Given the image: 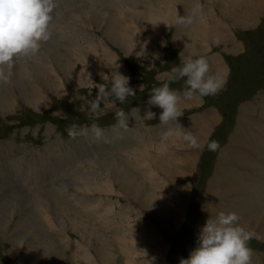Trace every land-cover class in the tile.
<instances>
[{"label":"rangeland","instance_id":"obj_1","mask_svg":"<svg viewBox=\"0 0 264 264\" xmlns=\"http://www.w3.org/2000/svg\"><path fill=\"white\" fill-rule=\"evenodd\" d=\"M100 1H104L114 11L118 23L111 21L114 37L123 38L126 17L119 16L118 10L111 3L115 1L118 4L120 0H56V7L52 13L54 22L51 23L52 26L50 25L52 27L50 38L55 36L58 39L56 29L58 23L68 25L67 19H71L79 10L86 13L91 7L101 8ZM127 1H131L135 7L139 5L133 10L145 12L151 3L149 0ZM82 2L87 3L85 7H81ZM159 2L154 1L156 7L149 8L162 11L164 7L169 5L172 7L175 3L183 9V12L178 10L182 12L181 16H192V23L187 25L179 23L181 24L179 26L178 16L177 20L171 23L172 27H168L167 34L161 36L163 42H158V37L155 43L145 35L153 45H146L144 51L156 54H149L147 59L142 55L129 59L120 51L119 41L112 39L107 42L106 46L115 58L111 60L109 69L115 74L117 65L122 66L119 67V72L130 77V86L136 89V95L128 97L125 102L121 103L114 97H107L101 101V107L95 113L90 110L91 102L98 95L99 84L104 83L111 87L110 78L99 75L91 74L88 84L85 82L87 85L61 77L59 82L62 84L63 93L49 91L43 87L37 90L29 81H22L28 94L32 92L45 98L46 105L40 109L27 104L18 95L16 88H13V93L7 87V83H0V214L4 218L3 220L0 216V264H179L181 258H187L198 245L201 224L203 226L210 216L214 217L220 211L238 213L241 224H247L249 230L263 236L261 240L254 236L248 244L253 250L251 264H264V0H253L263 11H259L257 15V9L251 14L249 18L252 20L253 16H257V20L249 25L242 23L241 20L231 21L229 17L223 16L218 4L212 0H173L161 1V4ZM130 3L125 5L131 8ZM229 3L230 1H227V4ZM74 7L79 9L72 12L71 9ZM66 11H68L66 18L62 16L57 18L60 12L62 15ZM201 13L215 14L224 23L216 28L229 33L231 39L240 45L230 42L224 46L221 41H214L213 38L211 40V37L206 35V30H210L203 25L205 21L202 20ZM83 17L88 16L84 14ZM241 17L239 14L238 18ZM97 18L99 17L90 22L89 27L92 31L102 32L107 24ZM175 25L181 27V30L176 29ZM192 26L196 31L192 36L196 52L188 55L193 58L206 56L213 72L227 73L226 87L216 95L182 98L180 102L181 111L184 113L181 117H185L183 120L185 122L188 120L195 130L199 131V128H202V134L199 136L200 147L192 146L178 130H174L175 134L179 132L180 135L174 137V134V142L169 143L167 132L175 121L164 124L159 119L162 109L156 105L154 110H150L152 108L150 104V109L147 107L152 89L168 81L171 68L181 63L177 41L183 34L190 37L189 30ZM63 35L71 37V32ZM92 44L87 46L84 44L86 50L93 46L97 49L95 42ZM232 48L236 52L235 55L226 52ZM31 55L30 50L14 58L10 78L12 81L18 80L17 75L21 68L26 74L31 71ZM67 55L81 61L97 59V54L95 56L90 51ZM213 55H216V58H212ZM49 61L47 58L44 63ZM99 61L103 62L102 57ZM221 63H224L226 68H223ZM53 64L55 65V62ZM86 66L93 67L90 64ZM45 71L48 80L54 81V76L48 74L46 69ZM77 75L82 78V74ZM185 79L170 82V87L177 90L181 96L186 87ZM142 84L144 87L140 89L139 86ZM134 107L139 108L140 112H131ZM121 109L127 115L128 127L119 123L121 118L116 113ZM149 111L155 113L153 118ZM196 116L197 122L189 121ZM211 120L215 121L210 123ZM73 123L82 126L97 123L104 130L103 136L96 138L89 132L87 135L71 137L67 129ZM176 124L178 126L173 125L174 129H182L179 123ZM137 128L141 130L138 133ZM156 128H161L164 132L154 138L157 142L153 141L154 143L146 146L147 141L140 136L145 135L146 129L155 131ZM161 135L163 140L167 141L165 144L174 152L173 155L170 154L168 164L171 168L168 169L176 168L175 172L178 174L181 172L179 176L167 171L172 172L170 181L166 176L165 162L162 160L164 149L159 141ZM210 140L219 141L220 146L217 150H209L207 145ZM90 147L95 152L94 158L91 156ZM145 151L151 156V159L148 158L151 162L142 163V166L144 165L142 168L138 162L142 160L140 156ZM48 153L51 155H47ZM57 157L61 160L65 158V161L63 163L58 161L54 172L49 171L45 176H40L36 172L38 166L49 169L52 159ZM194 158L195 166H191L189 162H193ZM152 162L156 165L161 163L162 166L150 171V175L157 174L154 178L153 175L145 177L143 172ZM12 164L15 167L13 170L10 168ZM31 168L35 169L31 173L35 176H27L25 173ZM89 173L94 175H88ZM118 177L129 180L128 185L135 184V181L140 182L143 185L142 190L148 194L152 195L155 192L150 200L159 207L156 214L158 217L149 214L134 200L126 191L127 187H121L115 179ZM181 186L184 189L187 187L185 191L181 190ZM248 198L251 199V207L246 210ZM178 202L186 203L180 223H176V218H180L176 212ZM99 208L105 210V214H101ZM260 230L263 233L260 234ZM31 243L35 245L34 250ZM96 249L102 250L105 263L98 258Z\"/></svg>","mask_w":264,"mask_h":264},{"label":"clouds","instance_id":"obj_2","mask_svg":"<svg viewBox=\"0 0 264 264\" xmlns=\"http://www.w3.org/2000/svg\"><path fill=\"white\" fill-rule=\"evenodd\" d=\"M55 7L56 0H0V83L10 80L12 64L17 55L30 50L36 51L41 41L50 39ZM177 22L191 24L192 16H181ZM180 57L181 63L171 68L169 80L154 87L149 97L150 104L162 109L159 119L163 123L177 122V118L183 115L180 107L182 98L216 95L227 84V73L213 72L208 57L201 55L193 58L185 56L184 52L180 53ZM119 67L118 64L114 75L103 73L104 77L110 78L111 87L99 84L98 95L90 105L92 112L100 109L101 101L107 97H114L123 103L128 97L136 95V89L130 86V77L119 72ZM180 78H186L183 96L170 87L171 81ZM139 87L142 89L144 85ZM132 111L139 113L140 109L134 107ZM148 113L152 118L155 116L151 111ZM116 115L121 118L119 123L127 126L126 113L121 109ZM67 131L71 137L91 132L96 138H101L104 133L97 123L91 126L73 123ZM182 134L191 145L199 146V139L194 133L183 130ZM207 146L209 150L215 151L220 145L219 141L210 140ZM254 236L260 238L257 233L240 223L238 213L220 211L206 220L200 229L198 245L187 258H181L179 264H251L253 250L248 242Z\"/></svg>","mask_w":264,"mask_h":264},{"label":"bare ground","instance_id":"obj_3","mask_svg":"<svg viewBox=\"0 0 264 264\" xmlns=\"http://www.w3.org/2000/svg\"><path fill=\"white\" fill-rule=\"evenodd\" d=\"M133 1H136V2H142V0H133ZM151 1L150 5H148L147 7V11L145 12L144 10L141 11V10H133V9H137V6H139L138 4L136 5H132L129 1H126L128 3H130L132 6L131 8L128 7L127 5H124L123 4V9L128 11V12H132L134 15L132 16H126V19H125V22H126V25H125V22H124V27H125V36L123 38H115L114 37V34L111 30V26L112 24L110 25L109 22L113 21L114 23H117V20L115 18V14L113 13H110V18H107L106 17V22H107V25L105 27V29L102 31V32H98V31H89V32H85V34L83 33H80V32H75V35H74V38H73V42H74V45H75V48H74V52H75V55L76 53H79V52H82V51H90L92 52L95 56L97 54V59H93L92 61H81L80 59L76 58V57H72V60L77 63L75 69L73 71L70 72V76L72 79H75V82H78V83H83V85H87L88 83V78L89 76L92 74V75H99L101 77H104L103 76V73L105 74H108V75H113L114 73L111 72V70L109 69L111 67V60L114 58V56L112 55L111 51L107 48L106 44L107 42H109L110 40H117L119 41L120 43V46H121V52L126 56V57H129V59L131 57H136L138 55H142V56H145L146 59L148 58L149 54L151 55H156L154 52H146L144 50H146L147 46H151L153 45L152 41H154L155 43L157 42V38H158V42H163L162 39H161V36L164 35L166 32H167V29L168 27H172L171 23H174L176 20H177V17H181V13L183 12V9L178 5H172V7L169 6H166L164 7V9L162 11H156V10H153L152 8H149L150 6H155V3L154 1H168V0H149ZM175 1H179V0H175ZM186 1V0H184ZM199 1V0H198ZM205 1H208V0H205ZM211 1V0H209ZM212 1H215V3L218 4V7H219V11L220 13L223 15V14H230L232 12H234V14L232 16H230V19L231 21H234L235 20H241L240 18H238V15L241 14L240 12H238L237 10H235V5L237 2H240V3H248V8L251 9V7L253 6L254 2L253 0H212ZM227 1H230L229 4H227ZM159 2V3H160ZM146 3V2H145ZM157 3V2H156ZM189 3V2H188ZM134 4V3H133ZM161 4V3H160ZM163 4V3H162ZM145 5V4H144ZM185 5V4H184ZM134 6V7H133ZM202 6V5H200ZM214 6V5H213ZM217 6V5H216ZM196 7V6H195ZM159 8V6H158ZM198 8V7H196ZM195 8V9H196ZM200 8V7H199ZM204 8V7H203ZM155 9V8H154ZM172 11H171V10ZM150 10H153V12H148ZM177 10V11H176ZM178 10H181L182 12L180 13ZM215 10V9H214ZM186 11V10H185ZM197 11V10H196ZM217 11V10H216ZM215 11V12H216ZM205 12V10H204ZM107 14V12L105 11H100L99 14L97 15V20L101 21V22H104L103 20V17ZM187 14V12H186ZM193 14V13H192ZM121 17H124V16H121ZM129 17V18H128ZM202 20L205 21V24L203 25H206L207 28L210 30H206V35L207 36H210L211 39L213 38V36L215 35L214 34V31L213 29L215 28L216 24H217V21H216V15L213 14V13H203L202 14ZM196 19V18H195ZM242 23H248L249 24H253L255 21H252V22H248V21H241ZM194 23V22H193ZM228 23V22H227ZM118 24V23H117ZM182 24V23H181ZM180 24V25H181ZM224 24V23H223ZM222 24V25H223ZM62 25V24H61ZM174 25V24H173ZM179 25V23H178ZM179 25V26H180ZM187 25V24H186ZM202 25V27H203ZM241 25V24H240ZM60 26V25H59ZM176 26V25H175ZM183 26V25H182ZM198 26V25H197ZM201 26V24H200ZM177 27V26H176ZM186 27V26H185ZM201 27V28H202ZM181 30V27H177L176 29ZM187 28V27H186ZM205 28V27H203ZM202 28V29H203ZM197 29H200V28H197ZM186 30V29H185ZM189 30V29H188ZM177 31V30H176ZM190 37H188L186 34H183V35H180L179 36V40L177 41V44L179 46V49H180V52H184V55L185 56H191V55H188L190 53L194 54L196 52V49H195V46L194 44L192 43V36L194 35V33H196L194 27L192 26L190 28ZM178 32V31H177ZM183 32V31H182ZM188 33V31H186ZM186 32H183V33H186ZM225 32V35L226 37H221V38H216L215 41H221V44L224 45V46H227L228 43L230 42H234V45H240V43L238 42H235L231 39L229 33H227L226 31ZM167 34V33H166ZM178 34V33H176ZM145 35H147L149 38L152 39L149 40ZM185 35V36H184ZM90 36V37H88ZM182 36H184L182 38ZM186 37H188L186 39ZM199 39V36H197V40ZM206 40V39H205ZM208 40V39H207ZM210 41V40H209ZM84 42V43H83ZM92 42H95V46H97V49H95L96 47L93 46V48H87L86 50V47L85 45L87 46V44H92ZM203 43V42H202ZM85 44V45H84ZM220 44V43H219ZM93 45V44H92ZM206 45V44H205ZM233 45V46H234ZM153 47V46H152ZM84 48V49H82ZM154 48V47H153ZM243 48V47H242ZM151 49V48H150ZM224 49V48H223ZM234 48L232 49H229V50H226V52H232L234 55H235V50H233ZM102 57V60L103 62L100 63V59ZM121 57V56H120ZM115 59V58H114ZM135 59V58H134ZM138 60V58H137ZM155 61V60H154ZM176 61V60H175ZM152 62V61H151ZM178 62V61H177ZM227 62V61H226ZM38 64H36L38 67H39V76H38V80L40 82V84L42 85H45L47 86V90L49 91H53V92H61L63 93V87H62V84L61 82H59V79L62 77L61 75H59L56 71V68L54 67L53 63L51 61L49 62H46L45 64L41 63V62H37ZM113 63V62H112ZM92 65L93 67L92 68H88L86 65ZM116 64V63H114ZM157 65V64H156ZM122 66H120L121 68ZM151 67V66H150ZM149 67V68H150ZM117 68V67H116ZM165 68V67H164ZM45 69L48 71V74H51V76L53 77V80H48V77L46 75V71ZM124 69V68H123ZM142 70V69H141ZM145 70V69H144ZM223 70V69H222ZM119 71V70H118ZM12 72V70H11ZM156 72V71H155ZM222 73V72H221ZM18 74L21 76V77H25L27 76L28 74H26L25 70L24 69H20L18 71ZM77 74H82V78H80ZM154 74V73H153ZM135 76V75H134ZM157 77V76H156ZM91 78V77H90ZM93 78V77H92ZM97 78V77H96ZM106 79V78H105ZM136 79V78H135ZM138 79V78H137ZM142 79V78H141ZM163 79V78H162ZM11 80V79H10ZM55 80H57V83H55ZM90 80V79H89ZM101 80V79H100ZM105 81V80H104ZM108 81V79H107ZM161 81V80H159ZM85 82L87 84H85ZM91 82V81H90ZM8 83V82H7ZM93 84V83H92ZM92 92V91H91ZM75 93V92H74ZM79 93V92H78ZM79 95V94H78ZM76 96V95H75ZM242 99V98H241ZM107 100V99H106ZM184 100V99H183ZM239 103V101H238ZM40 104V103H39ZM149 102L147 104V107L149 108ZM237 104V103H236ZM3 105V104H2ZM152 105V108L150 110H154V106L156 105H153V104H150ZM193 106V105H192ZM195 106V105H194ZM236 106V105H234ZM5 107V106H4ZM146 107V108H147ZM3 108V107H2ZM1 108V109H2ZM189 108V107H188ZM187 113V112H186ZM184 115V113H183ZM182 116V115H181ZM180 116V117H181ZM191 116H194V115H191ZM178 117L177 118V122H173L171 124V128H169V131L167 132L168 136H167V141L169 143H173L174 142V137L176 136H179L180 133L179 132H176L175 134V131L174 130H178L180 132H182L183 130H188V131H191L192 133H194L198 139H199V136L201 133V129L202 128H199V131L198 129H193L192 125L190 123H188L187 121L185 122V120H183L184 118H180ZM220 117V116H219ZM190 118V117H189ZM128 119V118H126ZM144 119V118H143ZM198 119V116L196 117H193V118H190L189 121L194 123V121ZM215 119V118H214ZM218 119V118H217ZM238 119V118H237ZM130 120V119H129ZM127 121V120H126ZM215 120H211L210 123H213ZM197 122V120H196ZM195 122V123H196ZM169 123V122H168ZM176 123H179V126H181L182 129H174L173 125H177ZM165 124V123H164ZM164 124H163V127H164ZM167 124V123H166ZM208 124V122H207ZM229 124V123H228ZM198 125V124H197ZM201 125V122L199 124V126ZM169 126V125H168ZM178 126V125H177ZM216 126V125H215ZM128 127V126H127ZM160 127V126H159ZM211 127V126H210ZM209 127V129H211ZM237 127V126H236ZM144 128V127H143ZM205 130H206V127H204ZM214 128V127H213ZM129 129V128H128ZM135 129V128H134ZM122 130V128H121ZM137 133L139 131H141L139 128H137ZM209 131V130H208ZM212 131V130H211ZM126 132V131H124ZM133 132V131H132ZM164 132L163 129L159 128V129H155V131L152 129L148 130L146 129V133L144 136H140L142 139L146 140L147 142L145 143L146 146H148L149 143H154L153 141L157 142L156 140H154L155 137H158L160 134H162ZM119 133V132H118ZM144 133V131H143ZM133 134V133H132ZM136 134V133H135ZM159 134V135H158ZM166 134V133H165ZM175 134V136L173 137V135ZM208 134V133H207ZM123 135V134H122ZM158 135V136H157ZM124 136V135H123ZM129 136V135H128ZM203 137V136H202ZM230 137V136H229ZM264 137V136H263ZM92 138V137H91ZM166 138V137H165ZM108 139V138H107ZM158 139V138H157ZM112 140V139H111ZM201 140V139H200ZM204 140V139H203ZM159 141H161V145L164 149L163 153H164V156L162 157V160L165 162L163 165L165 167V170H166V176L169 178L168 180L170 181V179H172V172H174L176 175H179L181 174H178V172H175L174 168L173 170H170L168 169V167H170L171 165L168 164L171 157H170V154L173 155L174 152H172V150L169 149V145H166L165 143V140H163V136L161 135V137L159 138ZM206 141V139H205ZM122 142V141H121ZM139 142H141V139L139 140ZM177 142V141H176ZM189 142V141H188ZM187 142V144H188ZM183 143V142H182ZM203 143V142H202ZM207 143V142H206ZM233 143V142H232ZM110 144V143H109ZM205 144V143H204ZM190 145V144H189ZM203 145V144H202ZM206 145V144H205ZM193 146V145H192ZM153 145L151 146V149H152ZM161 147V146H160ZM189 147V146H188ZM191 147V146H190ZM200 147V146H199ZM203 147V146H202ZM190 149V148H189ZM202 149V148H201ZM90 152H91V156L94 158L96 157L95 156V152L93 149H91L90 147ZM100 150V149H99ZM150 150V149H149ZM157 150V149H156ZM223 150V149H222ZM89 151V150H88ZM97 151V150H96ZM153 151V150H152ZM158 151V150H157ZM94 152V153H93ZM101 152V151H100ZM151 152V151H150ZM89 153V152H87ZM106 153V152H105ZM195 153V152H194ZM160 154V152H159ZM193 154V153H192ZM261 154V153H260ZM47 155H51V154H47ZM46 155V156H47ZM155 155V154H154ZM161 156V155H160ZM223 156V155H222ZM193 157V156H192ZM195 157V156H194ZM260 157V156H259ZM262 157V156H261ZM98 158V157H97ZM140 158H142V160L140 162H138V164L140 165L141 164V167L143 168L142 166V163L144 164H148L151 162V160H149L148 158L151 159V156L147 153V151L145 152H142ZM157 158V157H156ZM191 157H189V160H190ZM176 159V158H175ZM177 159H178V156H177ZM176 159V160H177ZM180 159V158H179ZM185 159V158H184ZM223 159V158H222ZM154 160V159H153ZM157 160V159H155ZM181 160V159H180ZM228 160V159H227ZM230 160V159H229ZM58 161H60L59 163H63L65 161V158H63L62 160L57 157V158H53L52 159V162H51V165H50V168L47 169L45 166H42V167H39L36 169V172L40 175V176H45L47 174V172H54L56 170V167H57V164H58ZM160 161V160H159ZM188 160H186L187 162ZM155 162V161H154ZM152 162V163H154ZM161 162V161H160ZM173 162V161H172ZM179 162V161H178ZM10 163V162H9ZM137 163V162H136ZM150 164L149 167L147 168L146 171H144V176L146 177H149L153 174L150 175V171L154 170V168L156 167L157 169H159L162 165L161 163H159L158 165H156L155 163L154 164ZM174 163V162H173ZM182 163V162H181ZM184 163V162H183ZM177 164V163H176ZM189 164L191 166H195V158L193 160V162H189ZM170 165V166H169ZM173 165V164H172ZM180 165V164H179ZM175 166V164H174ZM178 166V165H176ZM182 166V165H181ZM221 166V165H219ZM12 170L15 168L13 167V164H12ZM146 168V167H145ZM171 168V167H170ZM184 168V167H182ZM181 168V169H182ZM222 168V167H221ZM220 169V167L218 168ZM217 169V170H218ZM11 170V171H12ZM141 170V169H140ZM35 171V169H29V171H26V175H30V176H35V175H31V173H33ZM167 171H172L170 173H168ZM184 171V170H183ZM189 170H187L186 172H188ZM220 171V170H219ZM223 171V169L221 170ZM184 172V173H186ZM192 172V171H191ZM190 172V173H191ZM154 173V172H152ZM156 173V172H155ZM189 173V172H188ZM219 173V172H218ZM260 173V172H259ZM99 174V173H98ZM173 174V176L175 175ZM88 175H94L93 173H89ZM157 174H154L152 178H154ZM144 177V178H145ZM186 177V175H185ZM220 177V176H219ZM217 177V178H219ZM230 177V176H229ZM189 178V177H188ZM213 178V177H212ZM231 178V177H230ZM117 179L118 183L124 187H127L126 188V191L130 193L131 197L136 200L143 208H145L149 214H152L153 216H157V209H159V207H157L155 205L154 202H152L150 200L151 197H154V193L151 195V194H148L146 191L142 190V187L143 185L138 182V181H135V184L133 185H128V181L129 180H123L121 177H118V178H115ZM146 179V178H145ZM185 179V178H183ZM220 179V178H219ZM222 179V178H221ZM232 179V178H231ZM147 180V179H146ZM162 180V178H161ZM228 180V179H227ZM226 180V181H227ZM242 180V179H241ZM234 181V180H232ZM238 181V180H237ZM240 181V180H239ZM98 182V181H97ZM184 182V181H183ZM251 182V181H250ZM103 183V182H102ZM211 183V181H210ZM230 183V182H229ZM232 183V182H231ZM242 183V182H241ZM218 184V183H217ZM220 184V183H219ZM248 184V183H247ZM164 185V184H163ZM237 185V184H236ZM250 185V184H248ZM17 186V185H16ZM88 186V185H87ZM153 186V185H152ZM157 187V185H155ZM154 186V187H155ZM161 186V185H160ZM177 186V185H175ZM180 186V185H179ZM189 186V185H188ZM235 186V185H234ZM218 187V185H217ZM227 187V186H226ZM81 188V187H80ZM111 188V187H110ZM145 188V187H144ZM150 188V187H149ZM162 188H165V187H162ZM161 188V189H162ZM178 188V187H177ZM181 190L184 189L182 186L180 187ZM187 188V187H186ZM185 188V189H186ZM241 188V187H240ZM246 188V187H245ZM87 189V187H85V190ZM94 189V188H93ZM147 189V188H146ZM158 189V187H157ZM160 189V188H159ZM184 189V191H185ZM225 189V188H224ZM230 189H231V186H230ZM239 189V187H238ZM237 189V190H238ZM84 190V191H85ZM152 190V189H151ZM155 190V189H154ZM221 190V189H220ZM229 190V189H228ZM246 190V189H245ZM89 193H90V190H88ZM124 191V190H123ZM148 191V190H147ZM150 191V190H149ZM153 191V190H152ZM211 191V190H210ZM214 191V190H212ZM217 191V190H216ZM230 191V190H229ZM125 192V191H124ZM188 194H189V187H188V190H187ZM243 193V191H241ZM38 191H36V195H37ZM87 193V192H86ZM85 193V194H86ZM150 193V192H149ZM152 193V192H151ZM213 193V192H212ZM70 194V193H69ZM149 195L148 197H146V195ZM87 195V194H86ZM245 195V194H244ZM71 196V195H70ZM119 196V195H118ZM188 197V195L186 196ZM239 198V197H238ZM243 198V197H242ZM83 199V197H82ZM234 199V197L232 198V200ZM236 199V198H235ZM244 199V198H243ZM240 200V199H238ZM237 200V201H238ZM85 201V200H84ZM248 204L247 206H245V209L248 210V207H251L250 203H251V199L248 198ZM91 202V201H90ZM100 202V201H99ZM116 202V201H115ZM82 203V201L80 202ZM89 203V201H88ZM108 203V202H107ZM232 203V202H231ZM235 204V203H234ZM243 204V203H242ZM185 205L186 203L185 202H178L177 204V207H176V212L178 213V215H180V218L177 219L176 218V223H180V219L184 216V211H185ZM231 205V204H230ZM109 206V205H108ZM236 206V205H234ZM232 207V206H231ZM233 208V207H232ZM242 208V207H241ZM100 209V208H99ZM93 210V209H92ZM138 210V209H137ZM251 210V209H250ZM105 210H101L100 209V213L101 214H105L104 213ZM254 211V210H253ZM97 212V213H99ZM91 213V211H89V214ZM99 213V214H100ZM248 213V211H247ZM246 214V213H245ZM93 215V214H92ZM122 215V214H121ZM1 216V214H0ZM2 217V216H1ZM90 217V216H89ZM116 217V216H115ZM158 217V216H157ZM155 217V218H157ZM247 218V217H246ZM245 218V219H246ZM2 219L4 220V218L2 217ZM96 219V218H95ZM121 219V218H120ZM98 220V219H97ZM101 220V219H100ZM111 220V219H110ZM205 220V219H204ZM203 220V222H204ZM102 221V220H101ZM108 221V219H107ZM106 221V222H107ZM126 222V221H125ZM159 222H162L161 219H159ZM202 222V221H201ZM200 222V223H201ZM250 222V221H248ZM102 223V222H101ZM100 225V224H98ZM102 225V224H101ZM247 225V224H246ZM244 225L246 228L248 226ZM263 225V224H262ZM107 226V225H106ZM115 226V225H114ZM200 226V225H199ZM252 226V225H251ZM201 227H202V224H201ZM253 227V226H252ZM262 228V227H261ZM113 229V228H112ZM133 229V228H132ZM141 233V232H140ZM259 233H263L262 230L259 231ZM144 237V236H143ZM256 237V236H255ZM260 237V240L263 239V236L262 235H259ZM106 242L107 239H106ZM83 244V243H82ZM31 245V248L34 250L35 249V245L33 243L30 244ZM77 246V245H76ZM71 247V246H70ZM79 247V246H78ZM132 248V247H131ZM70 249V248H69ZM85 249V248H84ZM16 250V249H15ZM28 250V249H27ZM152 250V249H151ZM17 251V250H16ZM87 251V250H86ZM98 258L103 262L105 263L106 260H105V257L103 255V252L101 249H96L95 250ZM25 253V252H24ZM59 253V252H58ZM84 253V252H83ZM88 253V252H87ZM27 254V253H26ZM72 254V253H71ZM90 254V253H89ZM134 254V252H133ZM126 255V254H124ZM95 256V255H94ZM26 257V256H25ZM136 257V256H135ZM27 258V257H26ZM83 258H84V255H83ZM90 258V257H89ZM29 260V259H28ZM79 260V259H78ZM86 260V259H85ZM90 261L92 259H89ZM30 261V260H29ZM156 261V260H155ZM95 262V261H94ZM29 263V262H28ZM89 263V262H88ZM142 263V262H141ZM31 264V263H29Z\"/></svg>","mask_w":264,"mask_h":264},{"label":"crops","instance_id":"obj_4","mask_svg":"<svg viewBox=\"0 0 264 264\" xmlns=\"http://www.w3.org/2000/svg\"><path fill=\"white\" fill-rule=\"evenodd\" d=\"M127 0H120L118 1V4H116L115 1H111V3L114 5V8H116L118 10V14L119 16H132L134 15L132 12H128L126 10L123 9V4L125 5V3ZM168 1H173V0H168ZM87 2H94V1H87ZM96 2V1H95ZM101 2V8L99 9H95L93 7H91V9L89 8L87 10L86 13H81L80 10L78 11V13H74L71 17V19H67L69 21V24H71V26L68 27V25H60L58 23V27H56L57 32H58V39H56V37L54 36L53 38H50L47 41H43L40 43V47H39V51H32V55H31V59L30 62L32 64V69L31 71L28 73V75L26 77H21L19 74L17 75L18 80L17 81H12L9 80L7 83V87L10 89V91H13V88H16L18 90V95L21 96V98L27 103L30 104L33 107H37V108H43V106L46 105V100L44 97H41L40 94H32V92L30 94H28V92L24 89L25 86L22 83V81H29L30 85L35 88H37V90L41 89L43 87V89L47 90V86L40 84L39 80H38V76H39V67L36 65L38 64L37 62H41L43 64L45 60H47V58L53 63L55 62L54 67L56 68V71L59 75H61L63 78H67L70 80L75 81V79H72L70 76V72L72 71V69H74L77 65V63H75L72 60V57L69 58L67 53L73 54L75 55L74 52V42H73V38L75 35V32H89L91 31V27H89V24L92 20H95V18L97 17V15L99 14L100 11H105L107 12V14L103 17L104 20V24H107L106 22V17L110 18V13H113V9L111 6H108L104 1H100ZM110 2V1H109ZM248 3H240L237 2L235 5V10H237L238 12L241 13V16L244 17L245 19H242V17L240 18L241 21H248V22H252V21H256L257 20V16H253L252 20L249 18L251 16V14H254L255 11L258 9V13L259 11H263L261 10L256 2H254L253 6L251 7V9L248 8ZM174 5H177L174 3ZM132 6V5H130ZM178 6V5H177ZM138 8V6H137ZM86 14L88 17L84 18L83 15ZM234 14V12L230 13V14H223V16L225 17H229L232 16ZM58 18V17H57ZM225 19V18H224ZM216 21L218 25H222L223 22H221L217 16H216ZM54 22L53 20L51 21V23ZM61 22V21H60ZM109 24L111 25V22H109ZM213 29L214 31V36L213 39L215 41L216 38H221V37H226L225 32L218 30L217 28ZM51 27V26H50ZM83 30V31H82ZM71 32V37H67L64 36L63 33H68ZM188 37H186L187 39ZM212 40V39H211ZM211 42V41H210ZM71 44V45H68ZM212 58H216V55L211 56ZM65 61V62H63ZM221 65L223 66V68H226V65L224 63H221ZM8 89L6 90L7 93ZM40 103V104H39Z\"/></svg>","mask_w":264,"mask_h":264}]
</instances>
